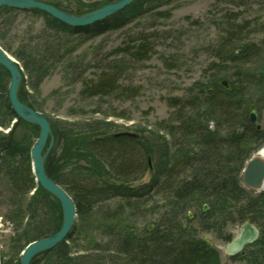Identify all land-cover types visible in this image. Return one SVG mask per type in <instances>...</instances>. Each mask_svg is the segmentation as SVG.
I'll use <instances>...</instances> for the list:
<instances>
[{
    "label": "trees",
    "instance_id": "16d2710c",
    "mask_svg": "<svg viewBox=\"0 0 264 264\" xmlns=\"http://www.w3.org/2000/svg\"><path fill=\"white\" fill-rule=\"evenodd\" d=\"M41 1L52 3L67 12L73 11L62 0ZM114 1L116 0L96 1L85 11ZM177 1L135 0L123 10L85 27H71L45 12L32 11L43 14L47 18L48 26L78 35L85 41L125 28L135 20L166 19L171 16ZM258 1L264 0H216L219 4L231 6L228 9L231 28L228 29L226 43L216 55L221 63L246 62L260 53L261 49L256 43L241 47L236 44L230 55L227 53L229 44L239 34L241 37L242 30L249 26V21H240L243 18L242 8ZM77 11L80 14L84 12L79 7ZM19 12L20 10L7 6L0 8V28L10 26ZM140 35L105 53L104 58L110 56L108 65H102L100 61L104 59L99 61L96 57L98 73L93 79L82 80V95L103 98L114 94L124 96L128 93V89L124 91L121 85L125 68L121 63L123 58L143 61L152 53L150 39L153 32L141 31ZM118 57L120 60L115 61ZM24 63L29 69L31 62ZM42 71L46 73L44 66L39 69L40 79L44 75L41 74ZM9 84L10 75L0 65V126L5 127H12L16 117L8 97ZM217 84L218 81L215 80L213 85ZM208 90V87L202 86L199 93L192 97L169 98V105L176 109L174 122L170 124L162 120L160 123V128L172 139L183 137L182 141H186V138L195 136L196 145L199 146L195 150L179 146L180 148L173 151L166 138L152 131L140 135L127 132L107 135L99 133L101 122L91 121L85 122L82 133H79L74 132L72 127L52 123L56 146L47 156L46 169L50 177L74 198L78 218L63 242L36 255L31 264H97L95 255L90 251L74 252L73 245L78 246L74 236L81 234L89 236L90 249L113 250L135 264H223L222 254L218 249L204 239L190 234L182 223L176 224L175 218L188 209L185 199L195 196L202 204H210L209 210H205L204 205L201 206L203 215L200 219L207 218L205 223L200 222L203 230L216 227V216H223L224 220L231 222L251 220L259 223L264 214V191L252 195L242 184V171L246 161L264 144V129L250 119L251 106L255 105L256 100L253 103L246 101L245 96L240 94L242 91L237 88L221 89L215 86L213 92L207 93ZM201 92L208 95L203 96ZM19 97L36 109L29 102L22 84ZM203 107L205 114L200 113ZM82 114H85L84 111ZM118 115L125 116L123 113ZM210 118L218 119L215 129L209 126ZM226 119L231 124L223 132V122ZM13 130V139L5 146L0 145V172L7 183L22 196L34 190L28 202L29 206L38 201L47 207L39 216L34 214L36 226L25 230L24 249L31 241L56 233L62 225L63 212L60 202L36 182L33 174L31 148L39 136V128L26 121H19L9 133H0V144L9 141ZM97 158L102 162L97 161ZM78 160L100 164L96 163L99 167L82 177L81 172L68 171L72 162ZM152 166L155 173L151 180L142 184L136 183ZM166 189L171 190L175 200V206L169 211L167 218L163 222L159 220L157 227L151 231L141 232L132 227L128 228L126 216L138 208V202L153 192L167 191ZM99 199L116 202L94 212V203ZM30 212L35 213L36 209ZM173 214L175 218L172 217ZM94 232L105 238L104 243L92 237ZM22 238L20 236L14 241L13 248ZM253 245L258 246V249L250 253L249 258H254V264H264V236ZM104 246L108 248L105 249ZM238 256L240 254L232 256L231 259H239Z\"/></svg>",
    "mask_w": 264,
    "mask_h": 264
},
{
    "label": "rangeland",
    "instance_id": "374dc122",
    "mask_svg": "<svg viewBox=\"0 0 264 264\" xmlns=\"http://www.w3.org/2000/svg\"><path fill=\"white\" fill-rule=\"evenodd\" d=\"M62 1L71 7L73 11L70 13L80 14L77 11L79 7L84 14L89 12L85 10L92 3L104 0ZM174 5L171 16L166 19L143 18L137 22L135 20L125 28L85 41L78 35H71L48 26L47 18L41 13L20 10L10 26L0 28V45L21 64L23 68L21 84L24 86L28 100L36 110L49 119L51 125L53 123L72 127L74 132L82 133L85 122L99 121L101 122L99 133L109 135L127 132L140 135L152 131L166 138L173 151L180 147L195 150L199 147L196 145L195 136L186 138V141H182L183 137L172 139L160 128L162 120L170 124L174 122L176 109L169 105L168 99L175 96L192 97L199 93L202 86L210 89L207 93L213 92L215 86L224 89L221 81L226 80L230 89L237 88L242 91L240 94L245 96L246 101L250 100L252 103L253 100L257 101L254 103L256 113L259 124L264 129V1L242 8L243 18L240 21L247 20L250 23L248 28L242 30L241 37L239 34L237 39L229 44L227 53L230 55L236 44L241 47L256 43L261 50L246 62L237 63L230 61L221 63L216 56L226 43L228 29L231 28V15L228 10L231 9L230 5L219 4L216 0H178ZM150 21L152 24L148 25ZM141 31L153 32V37L150 39L152 53L143 61L130 57L123 58L121 63L125 68L121 85L124 91L128 89V93L124 96L114 94L103 98L82 95V80L93 79L98 73L96 57L99 61L101 58L104 59L100 61L102 65H108L110 56L104 58V54L128 43L132 38L139 36ZM118 60L120 57L115 59ZM25 61L31 62L29 69L26 68ZM218 63L221 64L218 66ZM43 66L46 73L42 71L41 74L44 75L40 79L39 69ZM215 80L218 81L217 85H213ZM207 93L201 92V95L207 96ZM121 113L125 116L118 115ZM200 113H206L205 107ZM217 121L216 118H210L209 126L215 129ZM230 124L229 120L224 121L222 131H227ZM10 129L11 127L0 126V133H9ZM11 134L9 141L2 142V146L13 139L14 130ZM186 143L187 145H184ZM50 144L51 140L48 141L47 147ZM55 144L54 135L49 153L55 149ZM263 147L264 145L258 151ZM258 151L256 150L251 158ZM97 161L102 162L99 158ZM96 163L74 161L68 171L81 172L82 177H85L93 172L94 168L99 167ZM154 173L155 169L152 166L136 183L149 182ZM247 190L252 195L259 194V191L248 188ZM33 193L34 190L22 196L7 183L0 172V214L14 219L20 229L19 237L23 236L20 243L11 250L18 260L26 241L25 230L35 227L34 214L39 216L46 211L44 208H47L44 203L38 201L34 202V205H28ZM174 201L171 190L151 193L141 199L138 208L130 211L126 216L125 222L129 225L127 227L141 232L153 230L157 227L158 221L163 222L169 211L173 210ZM185 201L188 204L186 212L176 215V218L174 214L172 215L176 219V224L182 223L190 234L204 239L218 249L222 254L223 264H254V258L250 259L249 256L250 253L256 252L258 246L247 245L243 252L239 253V259L235 260L224 252L229 241L225 237L234 238L239 233L242 222H231L224 220L223 216H216L217 222L214 225L216 227L203 230L200 222L205 223L207 218L200 219L203 215L201 206L204 205L205 210H209L210 204H202L195 196H190ZM115 202L111 199L107 201L99 199L94 203L93 211L101 210L109 203ZM33 209H36L35 213L30 212ZM255 224L260 228V239L264 236V214L259 223ZM92 237L104 243L105 238L98 232H94ZM74 238L78 244L75 247L71 242L74 252L90 251L95 255L97 264H135L113 250L90 249L89 236L86 234Z\"/></svg>",
    "mask_w": 264,
    "mask_h": 264
},
{
    "label": "water",
    "instance_id": "95a60500",
    "mask_svg": "<svg viewBox=\"0 0 264 264\" xmlns=\"http://www.w3.org/2000/svg\"><path fill=\"white\" fill-rule=\"evenodd\" d=\"M134 1L135 0H117L84 14H73L58 8L52 3L41 0H0V8L7 6L18 10L43 11L71 27H85L108 18L123 10ZM0 65L4 67L10 75L8 97L10 105L16 115L13 121V127H15L19 121L23 120L39 128V136L31 148L32 170L36 182L60 202L63 212L62 225L56 233L33 240L24 248L20 264H31L32 259L36 255L56 247L68 237L78 218V210L74 198L62 185L58 184L50 177L46 169V159L54 139L52 125L44 114L20 99L19 91L23 78V68L19 61L1 45ZM221 84L226 89H230V85L226 80L221 81ZM250 119L254 123L258 122V115L254 105L251 106ZM49 140H51V144L47 147ZM2 145L3 144H1V146ZM262 150L258 151L257 154L246 162L242 173L244 185L254 191H261L264 189V154ZM259 236L260 230L255 224L246 222L241 225L238 235L226 245L225 253L228 255L238 254L247 244L255 242Z\"/></svg>",
    "mask_w": 264,
    "mask_h": 264
},
{
    "label": "built area",
    "instance_id": "2783aa9c",
    "mask_svg": "<svg viewBox=\"0 0 264 264\" xmlns=\"http://www.w3.org/2000/svg\"><path fill=\"white\" fill-rule=\"evenodd\" d=\"M18 234L19 230L15 222L0 214V264L18 263V258L10 247Z\"/></svg>",
    "mask_w": 264,
    "mask_h": 264
},
{
    "label": "bare ground",
    "instance_id": "6f19581e",
    "mask_svg": "<svg viewBox=\"0 0 264 264\" xmlns=\"http://www.w3.org/2000/svg\"><path fill=\"white\" fill-rule=\"evenodd\" d=\"M262 153L264 154V149L262 150ZM259 237H260V236H259ZM258 239H259V238H258ZM258 239H257L256 241H258ZM256 241H255V242H256ZM255 242H254V243H255Z\"/></svg>",
    "mask_w": 264,
    "mask_h": 264
},
{
    "label": "flooded vegetation",
    "instance_id": "af4514ba",
    "mask_svg": "<svg viewBox=\"0 0 264 264\" xmlns=\"http://www.w3.org/2000/svg\"><path fill=\"white\" fill-rule=\"evenodd\" d=\"M204 209H206V208H204Z\"/></svg>",
    "mask_w": 264,
    "mask_h": 264
}]
</instances>
